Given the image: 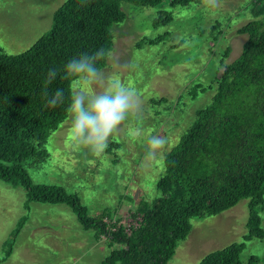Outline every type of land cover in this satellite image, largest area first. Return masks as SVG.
<instances>
[{"label": "rangeland", "instance_id": "rangeland-1", "mask_svg": "<svg viewBox=\"0 0 264 264\" xmlns=\"http://www.w3.org/2000/svg\"><path fill=\"white\" fill-rule=\"evenodd\" d=\"M65 1L0 0V49L8 54L28 49L51 28L54 12ZM253 1L197 0L189 6H173L171 0L156 6L122 1L126 18L113 24L111 56L99 69L105 79L90 90L102 91L109 78L118 79L135 93L138 109L114 129L100 152L77 144L69 114L45 144L49 158L23 163L33 180L62 185L80 196L89 215L107 210L104 221L120 219L129 228L136 222L132 213L139 201L158 194L164 155L193 122L196 110L211 101L214 89L200 91L196 98L186 93L196 83L213 79L227 47L226 62L241 53L247 34L238 28L254 18ZM166 11H172L173 19L156 23ZM152 38L157 40L148 42ZM163 97L167 101L160 102ZM153 136L165 143L151 149ZM249 200L243 198L218 214L193 217L191 231L178 241L168 264H198L209 252L235 241L245 243L242 264L252 255L264 264V237L244 240ZM26 201L21 185L0 179V264H103L113 250L124 246L111 242L107 234L97 237L101 223L87 228L68 201H32L29 208ZM259 213L264 227V209ZM24 217L23 227L12 237Z\"/></svg>", "mask_w": 264, "mask_h": 264}, {"label": "trees", "instance_id": "trees-1", "mask_svg": "<svg viewBox=\"0 0 264 264\" xmlns=\"http://www.w3.org/2000/svg\"><path fill=\"white\" fill-rule=\"evenodd\" d=\"M122 1L156 6L165 0H66L54 12L51 28L28 49L17 54L0 49V179L26 190L28 208L32 201H68L87 228L100 222L97 237L107 234L111 242L124 244L103 264H168L178 241L191 231L193 217L218 214L243 198L250 199L244 240L264 237L259 213L264 209V0L253 1L254 18L238 28L239 33L247 34L241 53L226 62L227 47L213 79L196 83L186 93L196 98L200 91L214 89L211 101L196 110L193 122L164 155L165 170L156 182L158 194L151 200L142 198L132 213L137 224L128 228L120 219L107 223V210L89 215L77 193H68L59 184L35 182L26 170V160L49 158L45 144L69 116L73 82L62 78L61 71L48 83V70H62L69 59L84 51L101 47L111 51L112 26L126 18ZM195 1L170 3L189 6ZM163 19L171 21L172 11H166L156 23ZM106 63L107 58L98 61V68ZM57 88L65 90V102L49 107L46 101ZM164 101L163 97L160 102ZM24 222L25 217L12 237ZM106 225L116 229L104 228ZM8 242L7 255L12 248ZM244 247V241L232 242L209 252L198 264H242ZM258 263L255 255L248 261Z\"/></svg>", "mask_w": 264, "mask_h": 264}, {"label": "clouds", "instance_id": "clouds-1", "mask_svg": "<svg viewBox=\"0 0 264 264\" xmlns=\"http://www.w3.org/2000/svg\"><path fill=\"white\" fill-rule=\"evenodd\" d=\"M110 56V50L104 47L93 52L84 51L69 59L62 70L50 68L46 77V82L50 83L62 71V78L74 83L67 105L71 119L70 132L77 144L93 152L103 151L114 129L138 109L135 93L118 79L109 78L107 87L102 91L90 90L93 84L105 79L97 62ZM64 102L63 88H57L46 101L53 108ZM164 143L159 136H153L149 141L151 149L160 148Z\"/></svg>", "mask_w": 264, "mask_h": 264}, {"label": "built area", "instance_id": "built-area-1", "mask_svg": "<svg viewBox=\"0 0 264 264\" xmlns=\"http://www.w3.org/2000/svg\"><path fill=\"white\" fill-rule=\"evenodd\" d=\"M134 224H137V221Z\"/></svg>", "mask_w": 264, "mask_h": 264}]
</instances>
